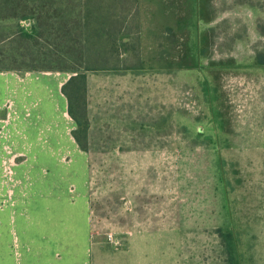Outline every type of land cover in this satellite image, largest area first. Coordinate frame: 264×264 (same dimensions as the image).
<instances>
[{"label": "rangeland", "instance_id": "374dc122", "mask_svg": "<svg viewBox=\"0 0 264 264\" xmlns=\"http://www.w3.org/2000/svg\"><path fill=\"white\" fill-rule=\"evenodd\" d=\"M184 3L140 0L124 55L140 68L88 71L89 151L62 92L74 73L0 45L17 57L0 69L1 264H264V0H214L210 57L189 68L188 29L162 12Z\"/></svg>", "mask_w": 264, "mask_h": 264}, {"label": "trees", "instance_id": "16d2710c", "mask_svg": "<svg viewBox=\"0 0 264 264\" xmlns=\"http://www.w3.org/2000/svg\"><path fill=\"white\" fill-rule=\"evenodd\" d=\"M55 4L62 6L55 8ZM184 5L188 12L183 18L167 14L163 9L164 28L174 33L178 26L175 23L183 22L189 32V59L186 66L180 67H197L201 59L210 57V32L214 29L202 30V24L212 23L217 13L214 0H185ZM139 12L140 0H0V21H17V29L0 30V45L12 44L8 49L16 50L25 63H31L29 69L74 73L63 85L62 92L68 99V114L77 125L73 136L85 151H89L91 130L88 71L140 68V62L128 64V58H124L138 43L130 30ZM29 20L31 23H23ZM8 59L16 61L17 57L8 50L0 51V69H16L1 65ZM158 65L179 67L164 58L158 60ZM210 65L226 68L234 67L235 62H210ZM254 65L264 71L263 49H255ZM222 236L230 237L223 232ZM227 241L231 243L224 240Z\"/></svg>", "mask_w": 264, "mask_h": 264}, {"label": "crops", "instance_id": "0c3cea01", "mask_svg": "<svg viewBox=\"0 0 264 264\" xmlns=\"http://www.w3.org/2000/svg\"><path fill=\"white\" fill-rule=\"evenodd\" d=\"M3 81H1V83L2 84H0V104H1V102H2V99H1V95H2V93H7V90H6V87H8L7 86V82L6 81H8L7 79L5 80V79H2ZM5 82H6V85H5ZM67 112H68V108H67ZM175 231H177V228H175ZM10 246H9V249H8V251H4V253H10ZM6 258V257H5ZM6 263V262H5ZM0 264H1V262H0ZM4 264V263H3Z\"/></svg>", "mask_w": 264, "mask_h": 264}, {"label": "water", "instance_id": "95a60500", "mask_svg": "<svg viewBox=\"0 0 264 264\" xmlns=\"http://www.w3.org/2000/svg\"><path fill=\"white\" fill-rule=\"evenodd\" d=\"M28 22V21H27Z\"/></svg>", "mask_w": 264, "mask_h": 264}]
</instances>
